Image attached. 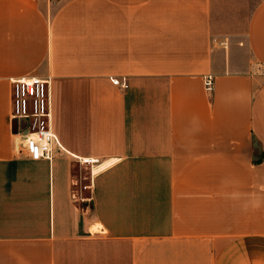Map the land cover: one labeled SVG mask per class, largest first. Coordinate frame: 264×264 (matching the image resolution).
I'll return each instance as SVG.
<instances>
[{
  "label": "crops",
  "instance_id": "obj_1",
  "mask_svg": "<svg viewBox=\"0 0 264 264\" xmlns=\"http://www.w3.org/2000/svg\"><path fill=\"white\" fill-rule=\"evenodd\" d=\"M0 264H264V0H0Z\"/></svg>",
  "mask_w": 264,
  "mask_h": 264
},
{
  "label": "built area",
  "instance_id": "obj_2",
  "mask_svg": "<svg viewBox=\"0 0 264 264\" xmlns=\"http://www.w3.org/2000/svg\"><path fill=\"white\" fill-rule=\"evenodd\" d=\"M114 83L127 87L126 81L114 79ZM206 90L212 92L214 75L204 78ZM13 119L18 122V133L25 138L29 155L34 159H53L56 149L64 151L57 135L51 127L52 122V81L51 78H21L12 80ZM86 163L97 160L82 159Z\"/></svg>",
  "mask_w": 264,
  "mask_h": 264
},
{
  "label": "water",
  "instance_id": "obj_3",
  "mask_svg": "<svg viewBox=\"0 0 264 264\" xmlns=\"http://www.w3.org/2000/svg\"><path fill=\"white\" fill-rule=\"evenodd\" d=\"M13 125H14V131H15L16 133H18V122H17L16 119L14 120Z\"/></svg>",
  "mask_w": 264,
  "mask_h": 264
}]
</instances>
